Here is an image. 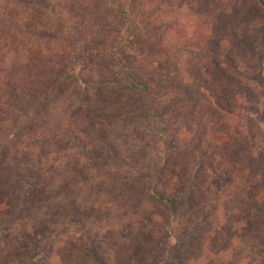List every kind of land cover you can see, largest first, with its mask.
<instances>
[{
	"label": "trees",
	"instance_id": "trees-1",
	"mask_svg": "<svg viewBox=\"0 0 264 264\" xmlns=\"http://www.w3.org/2000/svg\"><path fill=\"white\" fill-rule=\"evenodd\" d=\"M263 63L264 0H0V264L51 261L57 144L79 182L97 172L123 209L167 215L144 214L147 248L117 260L87 239L85 264H210L235 241L264 264Z\"/></svg>",
	"mask_w": 264,
	"mask_h": 264
},
{
	"label": "rangeland",
	"instance_id": "rangeland-1",
	"mask_svg": "<svg viewBox=\"0 0 264 264\" xmlns=\"http://www.w3.org/2000/svg\"><path fill=\"white\" fill-rule=\"evenodd\" d=\"M89 21L92 24L104 22L106 16H98L96 12H92L88 15ZM264 73V63H263ZM258 112L254 116V128L258 136L257 140L264 147V97L257 103ZM42 125V124H38ZM27 137L22 143L20 150V158L23 160L24 165L20 166V172H24L28 175V169H34L35 158L32 154L28 157L26 152L23 151L26 146H30V141ZM66 142V140H64ZM59 149L61 157H67L68 160H59L56 164L59 170V176L56 177L60 183H64L68 196L61 193V189L56 190L55 196H58V201L62 199L60 206L52 207L54 214L53 218H56L57 211H62L66 216L67 223L61 226L63 221H60L58 231L60 232V238L54 248V252L50 255L51 261L49 264H85L88 258L85 251V242L87 239H91V242H96L98 247L102 249L108 255H118L117 258L123 254L129 256L133 253L131 250L134 248H147L148 242L145 236L151 234L150 226L143 227L142 220L144 214L156 213L158 215H165V211L156 207L150 201L142 200L137 205L132 206L130 209H123V203L121 199L113 198L112 191L116 190L118 184L113 183L101 174L92 172L94 179L88 183L87 181H78L73 175L75 170L73 165L78 161L74 160V151L72 148H68L63 155L59 144L52 145L50 147L51 152ZM47 157V155H45ZM43 156L44 158H46ZM44 165V164H43ZM46 165V164H45ZM44 165V166H45ZM19 167V165L17 166ZM14 178L12 171L9 172ZM98 174V175H97ZM51 177V175H50ZM207 178V180H211ZM51 179V178H50ZM75 181L77 182L75 183ZM199 184H203L204 181L198 179ZM214 192H217L216 189ZM62 194V195H60ZM216 194V193H214ZM5 192L0 188V202L5 198ZM220 195H218L219 197ZM219 203L215 195L211 196L210 206L213 208H219L218 204L222 206L223 198L219 197ZM74 203H70V202ZM74 205V207H73ZM219 210L213 213L212 231L216 230L217 217ZM31 218L23 220L24 225L31 224ZM211 231V232H212ZM174 242V241H171ZM249 250L246 246L241 247L238 241H235L233 250L227 252H209L204 254V260H207L210 264H251L248 260ZM113 258V257H112ZM192 260L186 264H191ZM128 264V262H126ZM196 264H204L198 262Z\"/></svg>",
	"mask_w": 264,
	"mask_h": 264
}]
</instances>
